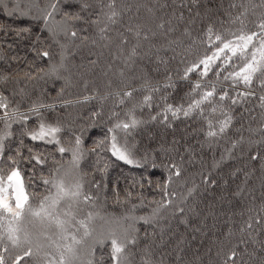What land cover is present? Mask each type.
<instances>
[{
    "label": "snow or ice",
    "instance_id": "1",
    "mask_svg": "<svg viewBox=\"0 0 264 264\" xmlns=\"http://www.w3.org/2000/svg\"><path fill=\"white\" fill-rule=\"evenodd\" d=\"M68 2L69 0H46L41 6L39 0H15V7L8 13L10 17L18 16L22 19L30 17L42 25L41 30L47 32L49 38L60 45V67L63 66V60L66 58V45L56 39L58 35L63 34L71 43H75L77 39H87V37H81L80 32L88 29L76 27V24L80 23L98 27L100 38L107 40L110 25L117 24L121 17V12L116 7V0H108L107 4L99 0L100 7L96 12L93 11L94 5L91 0H77L79 7L75 12L63 10L62 6ZM173 2L175 3L176 0ZM185 3L191 11L199 5V0H180L181 6ZM167 6L164 4L161 7ZM231 7L237 8V4L233 3ZM239 7L241 10L237 14H228V23L236 25L235 29L221 31L217 29L215 23L209 22L201 30L200 43L205 46V52L191 64H186L180 77L187 81L193 73H196L200 79L192 82L191 90L181 98L180 103H168L167 95L161 96V103H155L156 93L162 88L174 87L171 75H167L163 83H152L146 78L139 88L125 85L122 90L109 93L108 95L117 97L115 107L109 116L113 123L107 128L104 138L94 141L91 148L85 147L84 143V132L88 130L87 127L79 133L68 129L71 135L69 139L64 140L61 134L66 131L65 125L59 121L50 123L44 118L43 110H54L55 103L48 104L37 100L29 103L26 109H22L21 106L27 97L24 88L19 91L13 88L11 98L0 91V125H2L0 127V264H96L97 247H107L106 259L109 264H135L137 254H139V264H165L163 255L159 259L154 258L156 248L153 245L140 246L141 237L136 225L141 222L147 225L153 224L161 210L168 208L175 197V193L169 191V185L173 183L174 178L182 177L183 168L171 158L166 163L164 161L158 163V156L147 150L138 156L137 145H130L128 137L145 123L137 118V109L142 111L145 108L155 107L157 111L155 114H150V121L159 122L167 128L173 127L172 122L181 117L188 119L195 115L202 125L200 131L203 133L204 142L201 147L206 144L211 149L225 138L231 140L230 134L233 130L240 133L238 138L231 142V147L225 149V154L220 155L219 160L213 159L212 169H219L228 159H231L233 151L245 143L241 132L243 125L235 128L237 119L234 115L235 109L254 100L261 109L262 119L256 130L251 127L247 129L250 133L247 142L257 147L264 145V0H247ZM148 11L151 13L152 9ZM250 15L256 17L254 21H251V28H249ZM57 16L61 17L59 21L56 20ZM174 19L184 21L183 12L177 15L176 11H173L168 19L149 17V22L154 24V28L147 26V23L130 24L126 31L135 37L136 43L127 50L125 66L136 62L143 41H149L158 34L166 38L169 33L175 31ZM188 23H195V19H190ZM220 23L223 25L224 21ZM0 32L5 35L11 32L14 33L15 39L31 41L30 50L34 53V57L49 62L47 71L43 68L35 72L25 71L22 77L24 80L32 81L53 75L59 78V67L51 62L52 54L48 46H45L39 34H33L31 26L8 28L0 25ZM183 34L190 36L188 29H185ZM127 44V38L121 34L120 45ZM173 44L178 42L169 41L167 45H161L157 53L161 49L167 51ZM3 58L0 55V60ZM12 59L17 60L18 57H12ZM157 62L165 66L168 63L159 55H157ZM90 63L96 62L90 61ZM33 67V64H29V68ZM210 72L217 78V82L221 79L231 81L228 89H223L221 86V90L218 91L217 82L205 83L204 78L208 77ZM123 75L121 72V76ZM9 81L18 83L19 77L0 76V84ZM85 88L87 89V84ZM136 92L144 94L139 101L124 111V118H121L120 112L115 109H125V106L133 101ZM231 92L235 95H231ZM17 95L20 96L19 100L15 99ZM97 98L96 95L87 94L76 103H88ZM107 98V95L99 97L101 100ZM69 103L71 102L65 101L64 105ZM243 111L251 112L252 109L244 108ZM100 115L101 112L98 111L92 113L93 117ZM33 118L35 123L30 124ZM14 125L20 126L16 147L9 143L13 136L17 135L13 130ZM92 126L94 124L88 127ZM121 133L123 142L119 138ZM255 134H259L258 141L252 139ZM25 138L33 145H52L54 151L26 145ZM177 143L178 141L173 140L172 146L162 148V151L165 153L178 151L175 147ZM101 148L110 151L113 157L126 165L135 168L147 166L154 170L162 168L167 173L163 183L157 181L155 184L162 196L159 201H150L157 205L150 215L135 214L139 207L144 206V197L140 194L134 195L131 190L126 191V195L121 199L119 192L113 189L115 202L129 205L119 215L103 217L98 212L90 210L96 207V200L99 197L85 190V177L89 173L81 167V164L90 153L99 155L97 149ZM180 159L183 160V157ZM248 159L259 163L262 173L261 188L264 189V150L252 152L250 149ZM49 163L52 164V167L48 169L49 175L41 174L40 176L44 194L36 199L33 193L26 190L24 170L21 166L31 165L35 172L38 167L43 170ZM100 171L106 173L107 165ZM241 172H243V179L235 189L229 191L230 183L235 181ZM252 174L251 171H245L242 168L231 169L227 173V179L223 181L218 198L231 202L229 200L231 197L239 201L247 191ZM200 175L206 188L215 189L218 186L217 181L212 178L211 171L207 174L201 172ZM28 180L31 184L32 178ZM89 183L97 189L101 187L98 182ZM136 184L137 182L134 181L132 186L136 187ZM148 184L151 187L152 181L148 180ZM139 186L143 188L142 183ZM197 187L198 185H194L188 189L189 197ZM249 195H252L250 191ZM261 197L258 206L253 204L249 207L247 218L241 219L237 230L234 231L229 227L223 239L214 241L216 249L214 257H210V264H264V191ZM133 199H139L140 203H132ZM184 211L183 207H177L173 214L183 216ZM240 215L243 217L244 213ZM97 219L104 222L99 231L95 226ZM228 220L231 221L232 217H228ZM180 223L188 227L190 222L187 218H182ZM199 230L198 226L192 229L194 232ZM184 240L183 236L179 237L173 248V252L176 253V264H183L181 253L184 249L181 245L184 244ZM211 252L212 249L209 248L208 253L211 254ZM104 260L105 257L101 256L100 264H103Z\"/></svg>",
    "mask_w": 264,
    "mask_h": 264
},
{
    "label": "trees",
    "instance_id": "2",
    "mask_svg": "<svg viewBox=\"0 0 264 264\" xmlns=\"http://www.w3.org/2000/svg\"><path fill=\"white\" fill-rule=\"evenodd\" d=\"M46 0H39L41 6ZM94 5L93 11L99 10V0H91ZM108 0H103L107 4ZM247 0H199V5L189 11L187 3L183 6L180 0H116L117 10L121 12L119 22L115 25H110L107 36L109 39H101L98 27L76 24L77 29L87 28V31L80 32L81 37L87 39H77L72 45L67 44V40L60 34L56 37L60 43L66 45V58L61 64V48L60 45L54 43L49 34L42 31V25L29 18H20L18 16H9L12 8L15 7V0H2L0 3V25H5L8 28H18L23 26H31L33 34H39L45 46L52 54V63L59 67L57 76H44L42 79L32 81L24 80L23 74L25 71L35 72L39 68L47 71L49 67L48 61H41L34 57V53L30 50L32 42L29 40L15 39L14 33L9 32L7 35L0 32V55L4 58L0 60V76L11 75L18 76L19 82L9 81L8 83L0 84V91L5 95L12 97V89L19 91L24 88L27 92L22 109H26L29 103L40 100L44 103H55L54 110H43L44 118L50 123L61 122L65 125L66 131L61 135L64 140L69 139L71 132L68 129L79 133L82 129L87 127L84 132L85 147L91 148L94 141L104 138L107 133V128L113 123L109 119L112 110L115 107L117 97L108 95L122 90L125 85L139 88L145 81L150 79L152 83H163L167 75H171L174 87L161 89L155 94V103H161V96L167 95L168 103H180L181 98L185 97L192 88V82L200 79L193 73L189 80H182L180 77L186 64H191L199 56L205 52V46L200 43L202 29L209 23H215L217 29L224 31L226 29H235L236 25L228 23V14H237L241 9L240 4L246 3ZM237 4V8H232L231 5ZM167 4V7H161ZM7 5V7H5ZM77 0H69V2L62 6L63 10L75 12L78 10ZM130 9V10H129ZM152 9L150 13L148 10ZM173 11L177 15L182 11L184 14V21L173 20L175 31L169 33L167 37L157 35L149 41H143L139 49V57L134 64L125 66L124 59L127 50L136 43L135 37L126 31L130 24H146L154 28V24L149 22V17L165 18L171 17ZM259 12V10H257ZM199 13V15H197ZM60 16L56 17L59 21ZM190 19H195V23H188ZM256 19L255 16H249V28L252 27L251 21ZM220 21H224L221 25ZM188 29L190 36H185L183 33ZM121 34L127 38L128 44L121 46ZM169 41H177L178 44H173L167 51L161 49L157 53V49L161 45H167ZM195 41V44H193ZM11 45V47H9ZM151 49V51H149ZM145 53H148L145 55ZM157 55L164 57L168 61L167 65L159 64L157 62ZM12 57H18L13 60ZM95 61V64L90 63ZM29 64H33V68H29ZM167 68V71H166ZM123 72V76H121ZM205 83L212 81L217 82V78L210 72L208 77L204 78ZM218 91L228 89V83L231 81H223L222 79L217 83ZM87 84V89L85 88ZM63 89V92H61ZM93 94L98 98L88 103H76L84 95ZM144 93H134L132 102L125 106V109L116 108L120 112L121 118H124V111L131 107L133 103L139 101ZM235 95L234 92L230 93ZM108 96L107 99L101 100L99 97ZM16 100L20 96L15 97ZM65 101L71 103L64 105ZM64 105V106H62ZM244 108L252 109L251 112H244ZM94 111L101 112L99 117H93ZM157 109L145 108L142 111L137 109V118L145 121L128 137L129 144L137 145V155L140 156L147 150L158 156V163L169 158L174 159L183 168V175L180 178H174L173 183L169 185V191L175 193V197L168 208L161 210L159 216L153 224L147 225L138 223L136 227L139 229L141 237L140 246L145 244L153 245L156 248L155 259H159L161 255L164 256L165 264H176V253L173 248L177 239L181 236L185 238L184 244L181 247L184 251L181 253L183 257V264H210V257H214L216 244L214 241L223 239V235L231 227L237 230L241 219L247 218L248 209L253 204L258 206L261 201V193L264 189L261 188V176L259 163L248 159L249 150L252 152L264 150V145L257 147L255 144L250 145L248 137L250 133L247 131L249 127L256 130L261 123V109L258 107L256 101H252L242 107L235 109L236 116L235 128H240L245 138V143L238 146L234 151L231 159H228L219 169H212L213 159L219 160L221 154H225V149L231 147V142L236 140L240 133L233 132L231 140L225 138L211 149L206 144L201 147L204 142L203 133L200 131L201 121L197 116L191 118L181 117L179 120L173 121V127L167 128L159 122H151L150 114H155ZM241 113L243 115L241 116ZM255 117V119H253ZM35 123V118L29 122ZM94 124L92 127L89 125ZM2 127V125H0ZM19 125H14L13 130L17 135L13 136L9 143L13 147L17 146L19 139ZM121 142H123V134H119ZM259 134L252 136L254 141L259 140ZM173 140L178 141L175 145L178 151L165 153L162 148H169L172 146ZM25 144L29 146H36L48 151H54L52 145H33V143L25 138ZM187 150V151H186ZM97 153H90L82 162L81 167L89 173L85 177V190L91 192L94 196H98L96 200V207L90 209L98 212L100 216L107 217L113 214L119 215L129 207L128 204H117L113 189L119 192L121 199L126 195V191L131 190L134 195L140 194L144 197L142 207L136 210L137 216H147L152 213L153 208L157 205L150 203V201L161 199L162 193L155 187L157 181L161 183L167 177V173L162 168L152 169L150 167L135 168L124 164L122 161L113 157L110 151L103 148L97 149ZM27 154V153H25ZM58 156V154H57ZM183 157V160L180 158ZM68 158L67 156L65 157ZM107 165V171L102 172L100 169ZM247 166V167H245ZM25 175V186L29 193H33L36 199H39L44 194V186L40 181V176L49 175L48 169L52 167L49 163L43 170L39 167L33 171L31 165L23 164L21 166ZM234 168H242L245 171H251L253 174L247 185V191L240 198L239 201L229 197L231 202L222 201L218 197L222 191V184L227 179V173ZM211 171L212 178L217 181L215 189L206 188L202 183L201 172L207 174ZM28 178H32L29 184ZM147 178V179H144ZM243 179V172L237 177L235 181L230 183L229 191L235 189L236 185ZM148 180L152 181V186L148 184ZM100 183V189L94 187L92 183ZM137 182L136 187H133V182ZM143 184V188L139 186ZM194 185H198L196 191L189 197L188 189ZM249 191L252 195H249ZM186 198V199H185ZM132 203L139 204V199H133ZM214 205V207H210ZM177 207L185 209L183 216L176 214L174 211ZM236 213V215H233ZM240 213H244L241 217ZM255 214V213H253ZM228 217H232L229 221ZM182 218L189 220V226L186 227L180 223ZM103 220L97 219L95 226L97 231L103 225ZM199 227V231H192L193 228ZM147 233V238H145ZM195 237V239H193ZM167 242V243H164ZM163 245L162 247H157ZM211 248V254L208 249ZM104 256L103 264H109L106 259L107 247H97L95 260L96 264H100V257ZM135 264H139V254L135 258Z\"/></svg>",
    "mask_w": 264,
    "mask_h": 264
},
{
    "label": "rangeland",
    "instance_id": "3",
    "mask_svg": "<svg viewBox=\"0 0 264 264\" xmlns=\"http://www.w3.org/2000/svg\"><path fill=\"white\" fill-rule=\"evenodd\" d=\"M67 44H68L69 46L72 45L71 42H69V41H67ZM218 84H219V85H222L221 82H219ZM230 84H231V82L228 83V85H226V87L229 86Z\"/></svg>",
    "mask_w": 264,
    "mask_h": 264
}]
</instances>
